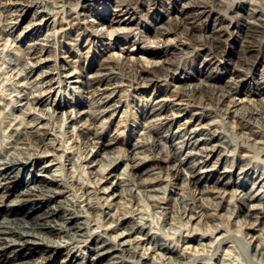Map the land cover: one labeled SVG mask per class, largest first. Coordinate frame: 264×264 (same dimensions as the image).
Here are the masks:
<instances>
[{
    "label": "bare ground",
    "instance_id": "1",
    "mask_svg": "<svg viewBox=\"0 0 264 264\" xmlns=\"http://www.w3.org/2000/svg\"><path fill=\"white\" fill-rule=\"evenodd\" d=\"M12 1L20 0H11L10 3ZM30 1L33 2L29 6H36L48 0ZM50 1L55 4L54 8H58L53 12L55 40L68 49L62 52L61 62L69 69L70 80L74 84V100L69 108L75 136L96 151H102V154H117L113 159L124 161L131 179L136 181L144 183L145 176L165 173L173 180L206 189L217 197H224L233 188L241 194L236 202L239 213L252 225H264V204L261 205L264 195L261 199L254 194L249 198L243 197L246 192L251 194L244 184L249 179L252 186H256L254 190L264 188L263 178L257 180L260 178L258 173L264 174V119H260L259 111H254L253 106L241 110L233 99V96L236 97L239 104L243 100L252 101L248 91L242 92L236 84L231 88L230 98L231 91L228 97L210 89L178 88L172 84V79L177 78L176 72L199 57L204 64H211L210 59H214L218 63L217 70L218 66L227 67L231 79L244 72L256 77L259 67H264V54L261 52L263 37H259L263 42L257 41V38L259 44L255 47L240 46L237 55H232L230 48H235L239 42L252 40L247 38V34L239 33L238 29L240 26L249 29L254 25L255 19H252L257 8L242 7L237 0ZM91 6L104 7V12ZM109 12L116 17H109ZM240 13H245L251 21L246 16L247 21L241 24L238 19ZM120 15L126 19L122 21ZM128 19L133 20L132 25L126 24ZM259 22L262 27L264 17ZM140 23L143 25L140 26ZM120 31L123 32L122 38L116 45H110L109 41H116ZM182 31L186 32L184 34L190 37V41L182 39L178 46L188 49V55L179 62L164 65L169 45L177 44L175 40H180ZM128 44L146 47L136 51L140 54L141 66L135 64L139 60L135 55L123 54L122 47ZM104 50L110 53L105 54ZM50 52L42 46L35 47L32 54L46 59L51 56ZM71 56L75 57L73 64L69 63ZM247 57L250 61L246 60ZM158 63H161L158 68H148ZM255 80L263 84L256 92L258 98L263 97L264 77ZM35 126H30L26 132L43 149L42 156L6 158L0 155V234L14 237L5 238L9 239L6 241L0 236V264H134V260L150 264L143 255L138 256L134 252L137 250L124 246L125 240L116 243L101 238L103 234L89 232L91 227H88V219L81 215L83 210L64 195L68 188L64 175L65 160L56 158L53 149L49 148L50 144L45 142V136L48 138L50 135L49 127L42 121ZM38 129L42 130V134L37 132ZM49 149L53 152L52 158L46 160L50 164L41 165L35 161L45 158ZM68 154L63 156L68 157L69 168H74L75 160ZM55 159L59 164L58 173L49 172L52 171L51 161ZM30 162L36 165L34 172L30 178L22 180V169ZM254 173L258 178H252ZM232 176L237 178L235 182L230 180ZM257 200L262 202L258 204ZM86 207L88 210L93 208L90 205ZM110 211H102L107 221L113 218ZM118 218L126 235L134 233V225L128 230V218ZM153 234L154 245L158 243V253L176 261L183 259L181 251L161 242L162 238ZM46 235L62 240L51 241ZM151 235L146 234L145 237L150 238ZM77 250H85L90 258L79 252L74 254ZM59 253L62 257L56 263ZM65 253L66 256H63Z\"/></svg>",
    "mask_w": 264,
    "mask_h": 264
},
{
    "label": "rangeland",
    "instance_id": "2",
    "mask_svg": "<svg viewBox=\"0 0 264 264\" xmlns=\"http://www.w3.org/2000/svg\"><path fill=\"white\" fill-rule=\"evenodd\" d=\"M10 1L0 0V155L3 157L7 156L6 158L14 156L17 158L34 155L37 157L42 156L43 149L26 132L30 126L34 127L35 124L37 125L39 121H42L49 127L50 133L48 138L45 136V142L48 145L50 144L49 148L53 149L52 151L55 152L56 158L60 157V159L65 160L64 175L68 188H66L67 191L64 195L70 200H74L71 201L76 207L83 210L81 215L89 221H86L89 224L88 227H91L89 232L103 234L101 238L112 240L116 243L121 240L124 242L125 240L124 246L130 250L132 249V251L137 250L134 252L138 256L139 254L140 256L143 255L146 262L148 261L150 264H264V225H252L251 221H248L247 218H244L239 213L236 202L241 194L238 191H234L232 188L228 190V194L224 197H217L216 194L209 193L206 189L184 185L179 180H173L171 176L165 173H152L144 177V183L140 180H137L139 181L137 182L131 179L127 168H125L124 161L119 162V160L113 159L117 154H102V151H96V148L89 147L83 142V139L75 136L73 125L70 122L71 112L69 108V105L74 100V84L70 80L69 69L62 65L61 62V58L64 55L62 52L68 49H64L63 45L60 46V43L57 42L58 40H55L57 38L55 37V13L53 12H56L57 6L54 8L55 4L52 1L49 2V0L36 6H33V4L29 6L33 2L30 0L14 1L16 4L13 1L10 3ZM239 1L237 0V4L241 3L242 7L250 8L252 6L251 9L255 10L257 8V10L255 18L252 19V21L255 19L254 25L249 26L251 27H248L249 29H247V26L246 28L240 26L238 29L239 33L247 34V38L251 37L250 39L252 40L241 42L242 44L239 42L235 48L231 47L230 52L232 55H237L238 49L241 50L244 46L255 47L259 42L264 41V35L262 36L264 24L262 28L259 22V19L264 17V11L262 12L264 0ZM253 1L255 2L253 3ZM250 2L253 4L251 5ZM91 8L104 12V7L91 6ZM108 9H106V13ZM240 14L238 19L242 24L243 21H247L248 16L245 13H242V16ZM109 17L114 19L116 16L109 12ZM121 18L122 21L126 19L125 17ZM248 19L250 20L249 17ZM126 24L132 25L133 20H126ZM141 25L143 23H140ZM252 28L254 32H252ZM255 28H258V30H255ZM122 33L120 31L116 41L112 39L109 44L116 45L118 40L122 38ZM184 33L186 32L184 31ZM184 33L182 31L181 35H179L180 40H175L177 46L174 44L169 45L170 47L168 46V53L165 56L167 61H164V65L179 62L185 55H188V49L182 47L181 49L180 45L178 46V44H181L182 39L184 42L190 41V37ZM259 37H263V41ZM257 38L259 39L257 40ZM253 40L254 42H252ZM256 40L260 41L257 42ZM42 46L51 51L50 53L52 54L48 56V58L50 57L49 59L47 57L45 59L44 56L38 54H32L35 47ZM240 46L242 47L239 48ZM141 47L144 48L145 46L128 44V46L122 47V52L123 54L135 55L137 60L140 54L136 53V51L140 50ZM261 52L264 54V48ZM103 53L108 54L110 51L104 50ZM241 54L242 52L240 51L239 55ZM38 56H41L42 59L41 57L38 58ZM70 58L69 63L73 64L75 57L71 56ZM248 58L250 59V57H247L246 60L250 61ZM200 60H202L201 57L195 58L189 66L187 65L183 69L178 70L175 74L177 78L172 79V84L178 88L210 89L225 96H228L232 87L239 84L242 92L248 91L252 101L243 100L239 104L237 98L233 96V99L236 100V106L243 110H248L249 106L250 108L253 106L254 111H259L260 119H264V96L258 98L259 96L256 95V92L263 84L257 83L255 80V78L260 80V78L264 77L263 66L259 67V73L256 77L244 72L241 76L234 77V75L235 79H231L227 67L218 66L217 70L218 63L214 59H210L211 64L208 62L204 64ZM135 64L141 66L140 59ZM160 65L161 63H158V65L149 66L148 68H158ZM214 79H216V82ZM229 95L231 98L232 91ZM36 100H39L38 104ZM50 113L53 114L51 115ZM262 125H264V122ZM53 128L55 130L53 131L54 133L52 132ZM262 129L264 130V126H262ZM38 130L37 132L42 134V130ZM60 147H62L63 151ZM51 149H49L50 152L46 154L45 158H39L35 161H38L41 165L50 164L47 161L52 158L51 154L53 152ZM66 153H70L68 155H71L75 160L74 168H69L68 157L63 156ZM61 155L63 156L62 158ZM57 162V159L51 161L52 171L49 172H59L57 170V167H59ZM118 162L119 164H117ZM31 163L33 164L31 165ZM28 164L22 169V176H20L22 180L30 178L34 172L35 163L30 162ZM251 175H253L252 178L260 177L257 180H262L263 178L264 181V174L258 173V176L257 173H254ZM230 180L235 182L237 178L232 176ZM244 184H246L248 190L250 189L249 192L251 194L246 192L243 197L249 198L252 194L255 195L252 196L260 199L263 197V187H258L259 190H254L256 186H252L251 179ZM87 201L90 203L86 205L93 207L91 210H88L85 205ZM260 201L257 200L256 202L260 204ZM263 204L264 202L261 203V205ZM108 210L113 213V221L105 219L106 217L102 211ZM118 217L128 218V226H130L128 230L130 231V228L134 225V233L129 236L126 235V230L122 229L120 223H118L119 221H117V219L119 220ZM148 231L151 232L149 233ZM153 233L162 238L161 242L167 243L170 247L175 246L178 251H181L183 259L176 261V259L167 258V255L163 256L159 252L160 255L158 253V243L155 242L157 245H154L155 234ZM146 234L152 235L147 238V236L145 237ZM8 235L7 233L0 234L4 239H12L13 236L9 235L8 237ZM47 238L56 242L62 240L59 237H51V235L47 236ZM78 252L90 258L85 250H81V252L77 250L74 254ZM61 255L59 253L56 257V263H59ZM63 256H66V253ZM134 261V264H141L137 260Z\"/></svg>",
    "mask_w": 264,
    "mask_h": 264
}]
</instances>
